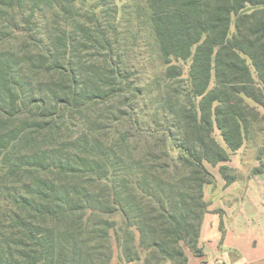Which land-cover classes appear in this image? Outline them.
<instances>
[{
    "label": "trees",
    "instance_id": "obj_1",
    "mask_svg": "<svg viewBox=\"0 0 264 264\" xmlns=\"http://www.w3.org/2000/svg\"><path fill=\"white\" fill-rule=\"evenodd\" d=\"M120 1L0 0V264H111L112 240L129 264L204 256L206 166L263 119L264 0Z\"/></svg>",
    "mask_w": 264,
    "mask_h": 264
},
{
    "label": "rangeland",
    "instance_id": "obj_2",
    "mask_svg": "<svg viewBox=\"0 0 264 264\" xmlns=\"http://www.w3.org/2000/svg\"><path fill=\"white\" fill-rule=\"evenodd\" d=\"M125 3L126 0L118 2V17L123 18L121 7ZM230 31L233 32V25ZM133 32L130 30L129 38ZM135 45L130 51L129 66L139 74L144 73L143 79L158 74L162 66L156 54L154 39L145 25L136 37ZM189 64V61L180 63L185 75ZM247 103L254 107L251 101ZM256 110L263 119L254 126L237 151L228 152L229 161L215 167L206 166L213 182L203 188L208 213L202 220L197 247H202L203 254L209 260L226 257V262L212 264H264V109L257 107ZM213 136L220 146L226 148L217 130H214ZM221 166L227 167L228 175L235 179L228 186L219 174ZM113 219L119 224L118 217ZM221 237L220 250L217 241ZM111 247V264H129L121 260L113 240ZM183 250L188 264H207L204 257L197 256L188 247L183 246Z\"/></svg>",
    "mask_w": 264,
    "mask_h": 264
},
{
    "label": "crops",
    "instance_id": "obj_3",
    "mask_svg": "<svg viewBox=\"0 0 264 264\" xmlns=\"http://www.w3.org/2000/svg\"><path fill=\"white\" fill-rule=\"evenodd\" d=\"M220 243H221V241H220V239L217 241V247L221 250V248H220ZM202 248V247H201ZM203 250V249H202ZM204 258H205V262L207 263V264H212V263H214V262H218V261H224V262H226L225 260H226V257L225 258H221V259H215V260H209V259H207V256L206 255H204L203 256Z\"/></svg>",
    "mask_w": 264,
    "mask_h": 264
}]
</instances>
